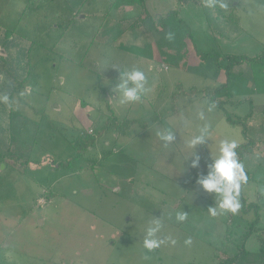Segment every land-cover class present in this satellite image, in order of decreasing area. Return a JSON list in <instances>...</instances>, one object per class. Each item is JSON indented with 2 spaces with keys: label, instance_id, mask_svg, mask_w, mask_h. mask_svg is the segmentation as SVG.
I'll list each match as a JSON object with an SVG mask.
<instances>
[{
  "label": "rangeland",
  "instance_id": "374dc122",
  "mask_svg": "<svg viewBox=\"0 0 264 264\" xmlns=\"http://www.w3.org/2000/svg\"><path fill=\"white\" fill-rule=\"evenodd\" d=\"M26 1L11 0L10 6L20 12ZM223 2L227 10L209 7L208 0H146L154 20L177 10L191 28L199 57L183 43L181 66L161 56L165 45L139 19L145 10L121 0H89L54 52L42 43L32 46L31 73L20 91L0 69V96L9 97V103L0 102L1 148L19 158L0 157V264H219L237 252L258 213L264 240V94L254 92V72L263 75L264 66L234 67L243 88L221 99L235 117L253 114L246 133L216 106L207 111L213 105L209 96L226 78L214 57L264 54V0ZM147 44L153 45V59L126 49ZM201 53L213 59L201 62ZM133 65L145 70L148 91L141 101L121 105L112 89L120 71ZM201 110L213 128V154L224 137L239 146L258 143L242 160L251 178L242 188L250 210H242L240 199L236 214L210 216L214 200L197 190V170L186 161L183 171L182 160L190 154L184 141L202 123ZM106 121L110 129L103 128ZM13 126L29 146L12 147ZM166 127L177 133L167 148L157 135ZM82 134L95 136L97 143L77 163L70 142ZM197 151L203 170L210 149L205 144ZM27 156L41 164L26 169L21 163ZM55 160L68 164L56 170ZM183 208L189 216L178 223L174 213ZM153 216L161 217L162 234L176 244L147 252L142 237ZM189 237L192 243L186 245ZM243 244L248 251L260 250L257 233Z\"/></svg>",
  "mask_w": 264,
  "mask_h": 264
},
{
  "label": "trees",
  "instance_id": "16d2710c",
  "mask_svg": "<svg viewBox=\"0 0 264 264\" xmlns=\"http://www.w3.org/2000/svg\"><path fill=\"white\" fill-rule=\"evenodd\" d=\"M89 0H27L22 11L17 12L11 6V0H0V51L4 50V54H0V69L3 70L16 82L15 90L20 91L26 81L29 79L31 73L30 66L28 65V54L34 44H43L50 52H54L57 46L64 41L66 34L69 32L70 27L74 23L76 15H80L82 8L88 3ZM123 5L138 6L142 10L146 8V0H121ZM146 15L141 17L142 22L150 24L152 32L158 36V44L165 45L166 49L160 50L161 56L165 61L171 62L174 66L182 65L181 51L182 44L188 43L189 47H192V51L195 54V41H193L192 30L185 22V20L179 17L177 10H171L162 16H159L157 21L150 16L147 10L144 11ZM121 47V46H120ZM153 45L147 44L146 47L140 48L138 46L126 47L128 51H131L139 57H145L148 59L154 58ZM166 50V51H165ZM60 51L65 52L60 49ZM197 52V51H196ZM198 53V52H197ZM199 57V56H198ZM209 53H201L200 60L205 62L212 60ZM216 66L222 70L226 75L225 81L213 90L212 95L209 96L210 101L217 108L225 112L226 119L234 126H242L244 133L248 126L249 119L253 116L251 114L247 118H239L229 114L225 108V102H221L222 98L231 99L236 94V90L240 91L243 88V82L240 79V85L235 81V74L232 70L236 66H240L245 62L252 64L254 70L258 63L264 66V54L256 58H245L243 56L217 55L213 59ZM263 68V67H262ZM2 71V72H4ZM264 73V70L261 71ZM254 83L256 89L255 93L264 94V74L254 72ZM235 81V82H234ZM258 85V86H257ZM264 114V113H263ZM20 118V116H19ZM112 121H116V117L112 114ZM15 116H12V122ZM104 129L109 128L110 125L106 121L104 123ZM12 131V129H11ZM17 131L13 126V133L10 138V144L12 147L26 148L27 142L21 140L16 135ZM71 145L75 150L73 160L77 163L84 159L85 154L90 148L95 146L97 139L92 135H80L74 140H71ZM2 141H0V157H11L14 161H18L19 158H14V151L10 148L3 150L1 148ZM258 143L255 140L247 141L237 149V152L243 160L247 153L256 149ZM10 145V146H11ZM13 153V155H12ZM54 168L57 170L61 167L67 166L68 162L52 161ZM27 169L31 164L40 165V161H33L30 157H26L25 161L21 163ZM57 165V166H56ZM247 172V171H246ZM249 181L250 173L247 172ZM246 185V184H245ZM244 185L242 186V188ZM240 199L243 202L242 210H249L252 205L246 206V200L242 195ZM256 210L259 209L258 205L253 206ZM260 222L259 213L249 220V227L245 235L243 236V243L246 239L254 234H258V239L261 243L260 250L251 252L245 249L242 243L237 252L222 260L219 264H264V240L262 237L263 230L258 231L257 226ZM259 232V233H258Z\"/></svg>",
  "mask_w": 264,
  "mask_h": 264
},
{
  "label": "clouds",
  "instance_id": "9594fccd",
  "mask_svg": "<svg viewBox=\"0 0 264 264\" xmlns=\"http://www.w3.org/2000/svg\"><path fill=\"white\" fill-rule=\"evenodd\" d=\"M209 7H218L227 10L229 5L223 0H208ZM118 69L117 67H113ZM148 76L140 67L135 65L127 67L124 71H120L119 83H117L112 91L116 94L118 103L121 105L136 103L141 101L142 97L148 91ZM0 102L9 103L8 95L0 96ZM215 105L207 108L211 112ZM198 119L202 123L195 127L192 134L188 135L184 141L185 148L190 154L182 160L183 171L185 162L188 161L190 170H197L194 184L197 190L212 196L214 206L208 208V213L212 217L218 214L230 212L236 214L241 208L240 195L242 186L248 183L249 177L245 170V165L241 160L237 149L239 144L236 139L224 137L215 142V154L211 150L214 144L213 128L211 123L206 119L204 110L198 113ZM182 127H188L187 122H181ZM159 139L163 142L164 147H168L177 141V133L171 128H164L157 133ZM211 141L209 144L208 142ZM208 145L210 156L204 169L201 167V156L198 154L197 147ZM189 213L183 208L182 211L174 213L175 221L183 223L188 219ZM172 218V214H169ZM163 223L161 217L155 218L149 222L143 232L142 246L147 252L159 249L166 242L175 245V239L162 234ZM186 245L192 243L189 237L184 242Z\"/></svg>",
  "mask_w": 264,
  "mask_h": 264
},
{
  "label": "water",
  "instance_id": "95a60500",
  "mask_svg": "<svg viewBox=\"0 0 264 264\" xmlns=\"http://www.w3.org/2000/svg\"><path fill=\"white\" fill-rule=\"evenodd\" d=\"M3 53V52H2Z\"/></svg>",
  "mask_w": 264,
  "mask_h": 264
}]
</instances>
